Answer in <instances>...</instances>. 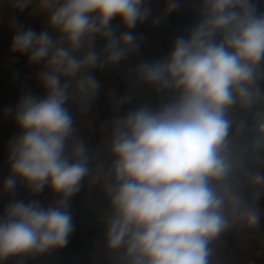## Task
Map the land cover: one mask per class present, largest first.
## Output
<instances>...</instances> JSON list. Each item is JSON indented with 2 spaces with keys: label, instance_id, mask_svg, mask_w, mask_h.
<instances>
[{
  "label": "clouds",
  "instance_id": "1",
  "mask_svg": "<svg viewBox=\"0 0 264 264\" xmlns=\"http://www.w3.org/2000/svg\"><path fill=\"white\" fill-rule=\"evenodd\" d=\"M14 11L34 5L46 16L40 32L10 20L11 51L40 65L46 95L26 93L12 115L20 135L9 140V175L2 189L22 183L33 195L13 200L0 217V264L63 249L75 231L72 197L82 182L100 183L110 211L103 220L105 251L118 264H211L210 246L236 226L254 228L264 195V12L255 0H202L199 21L177 36L171 52L142 61L135 82L173 99L116 116L109 128L111 163L95 171L68 106L90 111L101 89L92 74L139 51L132 29L151 16L147 0H8ZM166 0L163 16L178 10ZM119 19L125 29L112 26ZM162 17H156L153 25ZM97 39L103 47H95ZM131 95L113 98L114 111ZM244 113L237 116L235 113ZM250 192L249 198L245 193Z\"/></svg>",
  "mask_w": 264,
  "mask_h": 264
},
{
  "label": "flooded vegetation",
  "instance_id": "2",
  "mask_svg": "<svg viewBox=\"0 0 264 264\" xmlns=\"http://www.w3.org/2000/svg\"><path fill=\"white\" fill-rule=\"evenodd\" d=\"M147 2L152 9L151 16L132 29L137 36L143 38L139 51L116 66L93 71L92 74L100 82L101 89L90 111L80 113L73 102H67L74 117L77 135L85 141L93 157L91 167L94 171L100 165L106 169L111 163L107 151L108 134L111 122L116 116L123 115L142 104L155 109L173 99V94L170 92H160L153 87L135 82L132 70L142 61L167 56L171 52L175 38L180 35L186 36L200 19L202 0H179V9L167 16H163L166 0H147ZM255 2L258 10L264 12V0H255ZM156 17L162 18L158 24L153 25ZM12 19L25 28L31 27L37 32L47 26L46 16L43 13L14 11L0 14V217L6 205L13 200L29 202L35 199L47 207L58 198L48 188L38 195H33L19 182L14 195L5 193L2 189L3 181L9 175V140L20 135L13 116L6 114L5 109L9 106L14 108L21 96L26 93L39 98L46 95L36 75L41 66L30 65L27 55L11 51L10 44L14 30L9 22ZM112 26L117 28V34L125 30L118 18L112 21ZM103 44V40L97 39L96 49L99 51ZM126 95L133 97L131 103L122 106L119 111H114L113 98ZM235 114L244 115L239 112ZM105 122L108 123L109 128L103 127ZM250 167L264 172V165L252 163ZM245 194L251 197L250 192L246 191ZM69 203L76 227L65 248L37 257L10 258L4 264H118L116 257L105 251L102 218L109 213L110 208L101 184H93L91 178H86L82 182L81 191L72 197ZM257 207L261 213L258 226L247 228L238 225L222 233L212 242L210 246L214 251L211 264H229V259L232 264H244L238 263L237 260L244 254L243 241H252L260 234H264V195L258 201Z\"/></svg>",
  "mask_w": 264,
  "mask_h": 264
},
{
  "label": "crops",
  "instance_id": "3",
  "mask_svg": "<svg viewBox=\"0 0 264 264\" xmlns=\"http://www.w3.org/2000/svg\"><path fill=\"white\" fill-rule=\"evenodd\" d=\"M34 8V7H33ZM244 254L238 258V263L264 264V234H260L254 240L243 241ZM229 259V264H232Z\"/></svg>",
  "mask_w": 264,
  "mask_h": 264
},
{
  "label": "rangeland",
  "instance_id": "4",
  "mask_svg": "<svg viewBox=\"0 0 264 264\" xmlns=\"http://www.w3.org/2000/svg\"><path fill=\"white\" fill-rule=\"evenodd\" d=\"M33 6H30L28 9H25L23 12L31 11L33 12ZM7 12H14V10L11 7V4L8 2V0H0V14Z\"/></svg>",
  "mask_w": 264,
  "mask_h": 264
}]
</instances>
